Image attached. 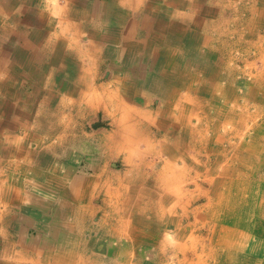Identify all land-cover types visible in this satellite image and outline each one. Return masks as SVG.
I'll return each mask as SVG.
<instances>
[{
    "label": "crops",
    "instance_id": "1",
    "mask_svg": "<svg viewBox=\"0 0 264 264\" xmlns=\"http://www.w3.org/2000/svg\"><path fill=\"white\" fill-rule=\"evenodd\" d=\"M155 92L162 96L157 106ZM109 103L116 111L112 132L132 139L137 162L165 154V161L191 166L188 178L196 180V171L212 164L210 155L218 164L217 155L231 154V147L258 156L264 0H0V264H97L94 256L106 250L93 235L107 236L113 226L146 240L144 228L156 216L145 224L136 218L147 212L140 204L114 207L107 194L104 204L97 198L113 173L98 167L115 157L126 161L129 151L109 152L112 132L98 142L100 152L79 151L78 135L67 147L63 142L66 126ZM248 124L255 136L241 138ZM85 155L86 170H93L79 174ZM230 157L252 164L251 156ZM157 175L138 192L163 195ZM157 207L159 199L150 200L149 210ZM95 212L102 213L97 229L89 227Z\"/></svg>",
    "mask_w": 264,
    "mask_h": 264
},
{
    "label": "rangeland",
    "instance_id": "2",
    "mask_svg": "<svg viewBox=\"0 0 264 264\" xmlns=\"http://www.w3.org/2000/svg\"><path fill=\"white\" fill-rule=\"evenodd\" d=\"M155 93L157 95L155 105L157 106L161 104L162 96L157 92ZM110 94L112 93H109V95L105 94V96L109 97ZM129 103L135 106L139 105L140 101L134 100L129 101ZM95 113L97 115H90L86 119L81 120L78 126L76 123H71L70 127L66 126L68 127L66 129L69 131L68 138L66 137L63 140L66 147L77 139L75 135H78L80 137L79 140L82 141L79 151L85 153L92 152V150L100 152L98 147L97 150L94 149L98 145V142L102 143L104 141L106 134H109L116 128V116H114L116 111L113 109V104L109 103L107 108H101L95 111ZM57 116L59 117V115ZM164 117L161 116V122ZM56 118L50 115L49 119L53 122V119ZM255 120L256 126H259V129L264 132V115L256 116ZM249 129L250 126L248 124L244 133H240L241 138L250 139L255 136L251 132H248ZM132 134H137V132H133ZM158 134L161 135V138H164L166 132L162 130ZM88 135L96 137V140L92 139L95 142L92 145L88 143ZM228 137L233 138L232 131ZM241 138H238L237 143ZM258 146L260 148L257 149ZM66 147L67 152L69 148ZM263 147L264 142L262 143L256 139L255 148L258 150V156L252 158V164L250 165L241 161L239 163V161H235L236 158L232 159L230 157L237 156L239 158V156H244L246 159H249L251 156L250 152H248L249 155H245L239 151L237 152L238 149H233V147L230 150L231 154L227 153L223 157L217 155L222 160L219 164L215 156L210 155L213 157L212 164H204V171L202 170L203 168L200 171H196V174L201 177L196 180L188 178L189 175L191 176V166L188 168V172L184 164L180 166L177 163L175 165L170 163L171 168L168 172L171 171V173L168 177L170 179L174 177L175 183L179 177H183L185 178L184 181L178 184L180 186L184 185L185 189L197 188L198 192L196 195L192 194V196H188L184 188L181 191L178 190L181 194L186 195L184 203L190 199L191 201L190 205H187L186 216L183 213V209H178L177 214L181 220H179V223H175V225L173 222L169 223V221L160 222L157 218H153L155 222L151 223L150 221L153 219L149 220V217H153V215L161 216L160 209L163 207L166 199H162L161 196L158 198V195H154L152 191L150 195H148V192L144 195L138 192L142 188L150 189L152 187V179L155 173L158 172L159 175L164 164L169 163V160L165 161V154H162L163 158L154 163L147 162L149 158L141 159L142 161L139 162L141 169L139 171L133 170V173H128L132 164L127 163V160H123L124 156L111 159L107 167L102 165L98 167V172H104L105 168L106 172L110 173L111 170L113 173L121 175L128 173V176L125 178L124 176L121 177L124 179L123 184L125 183L122 188L124 187L127 191L121 188L117 192L118 197H121L120 199L123 201H119V204L120 206L121 204L122 206L127 204L123 197L130 196L129 204L132 207L134 206L133 208L140 204L141 208L138 209L147 211L145 214L137 215V220L144 219L145 224L150 223L149 227L144 228L146 240L136 239L135 236L130 234L129 229L119 226H113L111 233L108 229L111 227L105 228L108 231L107 236L103 234L102 236H99V234L93 235L94 242L101 241L106 250L102 255L94 256V262L97 264H264V152L261 151L264 149ZM74 149L77 150L76 148ZM164 150L165 148H162L161 151L163 152ZM143 152L145 153L146 151ZM179 152L180 150H177L178 155ZM138 154L139 151L135 152V156ZM61 156L64 157V161L68 160L65 153L64 156L61 153ZM203 158L207 160L204 156ZM253 161H256V163ZM88 164H90L89 158L86 155L77 162V167L80 170L79 174L93 170H86ZM245 166L251 167V173L249 172L248 174L243 171ZM217 175H220L221 179L217 178ZM107 178L108 174L104 175V184L102 183L100 186L103 190L106 189L105 183L108 182ZM121 178H115L116 180L112 178L109 185L111 184L110 186H113V188L118 187V184L121 183ZM165 181H157L163 189L167 183L166 179ZM237 184L244 185L240 189H237ZM55 193L58 192L56 191ZM97 194L98 202L104 204L106 202L104 197H107V192L103 194V191L100 193V190H98ZM99 194L102 196H99ZM170 194L172 196L176 195L174 192ZM107 195L113 198L114 194L111 195L109 193ZM139 199H143V201L137 202ZM152 199H159L160 207L159 209L157 207L159 213L156 212L157 209L154 212L149 210L150 200ZM108 202L113 205L110 201ZM107 214L109 213L107 212ZM100 216H102L101 212L96 213V223H91L92 225L90 224L89 227L95 229L101 228L99 224ZM180 228L186 229V238L176 234V231L180 230ZM158 231H160V234ZM89 237L86 236V239ZM101 242L98 243L99 246Z\"/></svg>",
    "mask_w": 264,
    "mask_h": 264
},
{
    "label": "bare ground",
    "instance_id": "3",
    "mask_svg": "<svg viewBox=\"0 0 264 264\" xmlns=\"http://www.w3.org/2000/svg\"><path fill=\"white\" fill-rule=\"evenodd\" d=\"M121 102V101H120ZM99 107V106H98ZM129 108V107H128ZM131 112V111H130ZM132 112H133V110H132ZM131 114V113H130ZM134 114V113H133ZM147 116V115H146ZM132 117V116H131ZM139 120V119H138ZM143 120V119H142ZM137 121V120H136ZM134 122V124H135V121H133ZM140 123V122H139ZM138 123V124H139ZM143 123V122H142ZM140 125V124H139ZM119 126V125H118ZM121 126V125H120ZM137 126V125H136ZM138 129H140V128H138ZM122 131V130H121ZM145 132V131H144ZM120 133V132H119ZM118 133V135L117 134H111V135H109V137H108V141H110V145H109V152L112 154V155H115V154H119V153H122V152H127V151H129V152H127V153H129V155H128V158H127V163H131L132 165H131V167H130V170H128V173H133L132 171L133 170H136V171H139L140 169H141V166H140V163L139 162H137L136 161V156H135V152H137L138 151V148L136 147H134L133 146V143H132V139H130L128 142H127V140H126V138L124 137V136H122V134L120 133L119 134ZM145 133H147V132H145ZM138 134V133H137ZM130 135V134H129ZM135 135V134H134ZM117 136H119V138H121V140H118L117 139ZM121 136V137H120ZM135 139V138H134ZM133 139V140H134ZM107 140V139H106ZM105 147V146H104ZM108 150V149H107ZM106 150V151H107ZM262 152H264V149H262L261 150ZM256 152H254V153H252V152H250V154H251V158H253L254 156H253V154H255ZM257 154H258V152H257ZM108 155H110V154H108ZM143 159V158H142ZM144 163V162H143ZM170 163L171 164H173V165H175L176 163H172V162H169V163H165L164 164V166L162 167V171L159 173V175L157 176V181H160L161 180V182L162 181H165V179L167 180V183H168V185H169V187H168V185H167V183L165 184V186H164V189H165V193L163 194V195H161V197H162V199L164 198V199H166V201H165V203H164V205H163V207L160 209L161 210V212H160V214H161V216H157L156 215V218H157V220L158 221H169V223L170 222H173L174 223V225H175V223H179L180 221L179 220H181L180 219V217H178V209H183V213H184V215L186 216L187 215V205H190V201H191V199L189 200V201H187V202H185L184 203V201H186V195L185 194H181V192H179V191H181L182 190V188H184L185 189V186L183 185V186H180L178 183L179 182H182V181H184V179L185 178H181V177H179L178 178V181L175 183V179H174V177L172 178V179H170L169 177H168V175L171 173V171L170 172H168L169 170H170V168H171V166H170ZM107 164V163H106ZM148 165V164H147ZM105 167V166H104ZM97 168V167H96ZM146 170V169H145ZM144 170V171H145ZM128 173H126V174H124V175H121V174H116V173H111L112 174V178L113 179H115V178H121L122 176H124V178L126 177V176H128ZM177 173V172H176ZM176 173H174V174H176ZM109 174V173H108ZM128 178V177H127ZM118 179V181H120ZM141 179H142V177H141ZM99 180V179H98ZM110 180V179H109ZM116 180V179H115ZM124 179L123 178H121V183L120 184H118L119 186L118 187H115V188H113V186H110L109 187V189H108V191H107V194H109V193H111V195L112 194H114L112 197L113 198H111L110 197V202L113 204L112 206H114V207H116L118 204H119V201L121 202L122 200L118 197V191L122 188V186H124V184H123V181ZM96 181H97V179H96ZM98 182V181H97ZM117 182V181H116ZM166 182V181H165ZM93 183H91V185H92ZM129 186H130V184H129ZM93 188V187H92ZM122 189H124L125 191H127L124 187L122 188ZM183 189V190H184ZM179 190V191H178ZM172 192H174L176 195L175 196H172L170 193H172ZM179 192V193H178ZM182 193H183V191H182ZM134 195V194H133ZM125 196V195H124ZM123 197V196H122ZM125 198V200H130V196H127V197H123V199ZM136 199V198H135ZM123 202V201H122ZM109 203V202H108ZM119 206H120V204H119ZM121 207H122V204H121ZM158 213H159V211H158ZM182 213V214H183ZM182 217H184V216H182ZM128 218V217H127ZM155 219V218H154ZM123 220V219H122ZM121 220V221H122ZM127 220V219H126ZM156 220V221H157ZM123 225H125V222H124V224ZM180 225V224H179ZM126 226V225H125ZM177 226V225H176ZM175 228H177V227H175ZM166 229V228H165ZM170 231V230H169ZM164 232V231H163ZM176 234L178 235H180V236H182L183 238H186V229H181L180 228V230L178 229L177 231H176ZM174 245V244H173ZM172 245V246H173ZM178 252V251H177Z\"/></svg>",
    "mask_w": 264,
    "mask_h": 264
}]
</instances>
